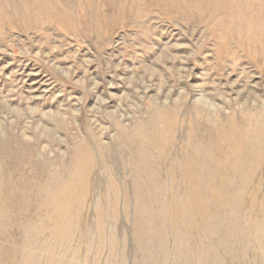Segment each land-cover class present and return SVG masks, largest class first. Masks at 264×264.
<instances>
[{"label": "rangeland", "instance_id": "1", "mask_svg": "<svg viewBox=\"0 0 264 264\" xmlns=\"http://www.w3.org/2000/svg\"><path fill=\"white\" fill-rule=\"evenodd\" d=\"M0 264H264V0H0Z\"/></svg>", "mask_w": 264, "mask_h": 264}]
</instances>
